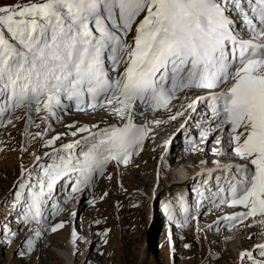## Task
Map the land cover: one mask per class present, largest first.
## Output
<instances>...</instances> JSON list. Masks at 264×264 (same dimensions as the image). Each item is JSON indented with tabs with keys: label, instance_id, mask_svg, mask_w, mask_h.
Masks as SVG:
<instances>
[{
	"label": "snow or ice",
	"instance_id": "obj_1",
	"mask_svg": "<svg viewBox=\"0 0 264 264\" xmlns=\"http://www.w3.org/2000/svg\"><path fill=\"white\" fill-rule=\"evenodd\" d=\"M236 16L246 34L235 26ZM193 89L207 95L190 99ZM181 93L187 109L207 102L209 126L201 138L214 133L221 147L213 152L242 161L226 167L230 199L221 202L246 211L226 219L236 226L259 216L264 226V0H31L0 7V126L13 124L17 110L27 111L31 125L32 114L44 113L47 122L72 108L104 109L121 122L69 125L80 139L58 149L60 136L46 141L54 148L52 162L35 182L26 177L19 185L29 195L25 220L42 222L58 182L77 193L110 162L127 165L151 125L163 123L140 118L170 111ZM179 115L183 111L170 119ZM34 231L39 237L40 230ZM27 244L31 248L34 241ZM256 248L260 259L250 251L241 259L264 264V244Z\"/></svg>",
	"mask_w": 264,
	"mask_h": 264
},
{
	"label": "rangeland",
	"instance_id": "obj_2",
	"mask_svg": "<svg viewBox=\"0 0 264 264\" xmlns=\"http://www.w3.org/2000/svg\"><path fill=\"white\" fill-rule=\"evenodd\" d=\"M29 2L31 0H0V7L23 6ZM194 94L196 91H193ZM180 101L181 99L178 100L179 103ZM72 109L64 114L67 116V112ZM159 112L154 113L153 117L157 113H164ZM17 113L12 117L13 124L0 126V264H238L237 254L232 253L228 245L231 237L227 235L229 223L225 219L237 210L242 212L244 209L242 206L227 207L211 203L213 194L225 196L227 189L224 184H214V187L210 186L209 192L201 190L200 194L194 193L189 197L196 211H191L182 218L170 219L166 214V202L160 207L165 194L168 199L174 193L179 197L176 187L180 184L172 185L175 181L173 173H178L179 176L183 174L174 172V168L178 169L182 162L187 163L191 149L203 140L201 133L196 132L198 141L182 149L181 153L175 152L177 145L173 142V153L163 164L160 158L162 152L157 153V157L151 161H148L147 155H142L138 160L131 158L127 165L112 166L110 162L103 172H111L110 176L94 180L92 188L83 189L81 195L77 194L82 191L70 193L69 189L53 195L57 209L63 210L36 224L20 219L19 215L15 217V209L27 199V196L22 197L21 194L27 190L22 192L19 185L21 182L26 184L28 179L35 182L37 175H42V167L52 162L48 159V154L54 148L58 149L63 144L80 139L81 134L73 136V130L65 125L66 122L42 121L40 117L44 113L32 114L34 124L31 125L26 110H19ZM185 113L187 111L183 115ZM108 114L110 113H103L102 116ZM110 118L120 122L113 115ZM52 121L57 126L49 130L48 124ZM191 125H195V119L191 120ZM181 126L182 122L176 121L174 127L170 126V130L176 131ZM36 133L42 135L37 136ZM56 136H60V139L56 140L54 148L45 147L46 141ZM153 144L155 143H149L148 147ZM141 153L142 150L139 149L137 154ZM175 154L178 156L174 157ZM205 161L208 159L202 163ZM170 165L173 168H169ZM143 171L153 174L152 177L156 174L157 182L154 187L159 186L160 190L155 194L154 187L142 183ZM29 173L31 177H28ZM60 183L55 186L56 189H59ZM191 188L188 184L180 190L188 197L189 192H192ZM221 188L226 190L221 192ZM136 192L143 193V198L135 197L134 195H138ZM95 194L102 196V202L96 206L90 202ZM18 196L21 198L17 199ZM154 196L162 199L157 206L150 203ZM170 205L174 210L175 204L170 201ZM259 221L260 217L257 216L234 226L242 225L239 228L246 235L244 241L247 249L256 258L258 251L254 246L264 235V226ZM62 222L64 227L58 231L48 230ZM35 229L40 230L39 237L35 235ZM74 232L76 236H73ZM29 239L34 241L31 248L27 244ZM239 264H252V261L245 258Z\"/></svg>",
	"mask_w": 264,
	"mask_h": 264
},
{
	"label": "bare ground",
	"instance_id": "obj_3",
	"mask_svg": "<svg viewBox=\"0 0 264 264\" xmlns=\"http://www.w3.org/2000/svg\"><path fill=\"white\" fill-rule=\"evenodd\" d=\"M243 34H246L245 32H243ZM131 34L128 37L129 42H131ZM124 65L121 64L120 69L118 71H123ZM197 89H193L191 91H196ZM191 91L187 92V96L189 93H191ZM192 94V93H191ZM181 101L180 103L178 102V100L173 101V105L171 107V111L172 112H165L163 110H161L159 113L164 112L163 114H158L153 117V113L149 112L146 113L144 117H141V121L142 122H148L150 120H154V119H160L163 121V123H161L159 126L152 124L151 127L153 129V131L149 134V137L144 141V143L146 141L149 140L148 144H146L145 146V151H142L141 154H137L134 153V155L132 156V158L135 159H140L143 156L147 155L148 157V161L153 160L155 157H157V153H161V156L163 155V151L162 149H160L158 143H156L155 140H153V134H156L157 132L159 133H169L171 134V137L173 138V142L174 144H176L177 146V151L175 152H179L181 153L182 149L188 147V145H193L195 143V141H198V137L196 136V132H199L201 134L205 133V128H208L209 126V121L207 118V113H208V109H207V102L201 103L200 106H197L195 108V110L192 109H187L186 105L189 101H185L183 100V96L184 93H181ZM183 103L185 105V109H181L180 108V104ZM177 111H187V113H185V115H179V118H186L185 120H182V126L177 128L176 131L174 130H170V126L174 127L175 123H176V119L175 120H171L170 116L175 114ZM106 114L109 113L107 111H105L104 109H98V110H91L89 109L88 111H76L74 108L71 111L67 112V116L64 114V112L61 114V118L58 120L59 122H63V124L66 122L65 125L69 126V125H75V128H80L83 126H93V125H97L99 124L101 128H104L108 125H117L120 124L121 122H118L116 119H111L110 118V114H108L107 116H102V114ZM202 115V116H201ZM160 116V117H159ZM39 117V116H38ZM41 118V117H40ZM195 119V125H191V120ZM56 121V122H58ZM51 123V127L49 130L55 128L56 126H54L55 122H50ZM54 124V125H53ZM58 124V123H57ZM70 128V127H69ZM58 129V128H57ZM74 130L73 128H70V130ZM186 134V135H185ZM65 135V134H63ZM213 134L209 135V141L215 142V140L213 139ZM67 138V137H66ZM69 138V137H68ZM154 142L155 144H153L152 146L150 145V148L148 147L149 143L151 144L152 142ZM203 141V140H202ZM177 142V143H176ZM143 143V144H144ZM148 147V148H147ZM219 147H221L219 145ZM217 147V144H210V142L207 145H204L202 142L196 144V146H194V148L191 149L190 151V156H188V158H190V163L188 162L189 160H187L186 162H182V164L179 165V168L177 169V167L175 168V171H179V173L183 174V176H179L178 173H173L174 177L173 180H175L173 182L172 185H177L180 184L182 185L183 182L185 181L186 177H190L191 175H193V170L192 167L194 166L196 171L199 172L200 168H204L203 165V160L208 159L207 161V167L213 166V162L215 161V159L217 160H223V159H229L226 162L230 163V166L233 165H239L240 163H242L241 161L238 160V158H236L235 156H233L234 158H229V155L225 154V155H217L213 152V149L219 148ZM161 150V151H160ZM160 151V152H157ZM184 152V151H183ZM153 153V154H152ZM171 154H165L163 155V159L166 157L167 159H169V157L172 155L173 153V149L170 150ZM178 153V154H179ZM178 154H175L174 157ZM198 154V156H197ZM160 155V154H159ZM167 155V156H166ZM176 156V157H177ZM201 156V157H200ZM231 156V155H230ZM220 157V158H218ZM133 159V160H135ZM136 160V161H137ZM195 160H198L197 162H195ZM135 162V161H134ZM110 164V163H109ZM109 164L107 166H109ZM153 175V174H152ZM152 175L150 173H146L145 171H143V174L141 175L142 177V183L143 184H147V185H151L152 187L156 186V182L157 179L155 177L156 174H154V177H152ZM144 177V178H143ZM179 179V181H178ZM225 185L228 184V180L224 181ZM161 184V183H159ZM201 184L203 185L204 183H200L196 185V188H200ZM158 187H154L153 191L154 194L157 192ZM202 188H204V186H202ZM209 191V190H208ZM138 195H134L135 197H138L139 199L143 198V193L141 192H136L135 194ZM212 202L216 203L218 205H226L227 207H229V203H223L221 202L225 197L230 199L229 195H226L225 197H220L217 196L215 194H213L212 196ZM217 207H224V206H217ZM231 207H238V206H231ZM240 211L237 210L235 214L239 213ZM231 215V216H233ZM225 221H228V225H229V230L227 231V235H229V237H231V241L229 242V247L231 249L232 253L237 254V263L239 264L240 260H241V254L244 252H248L250 250L247 249L246 246V241H244L245 236L241 229L239 227H241L242 225H240L239 227H234L232 226V223L225 219ZM227 226V225H226ZM264 231V230H263ZM258 244H264V235L262 236V239L256 242V245L254 246V248H256V246ZM253 246V245H252ZM236 256V255H235Z\"/></svg>",
	"mask_w": 264,
	"mask_h": 264
}]
</instances>
